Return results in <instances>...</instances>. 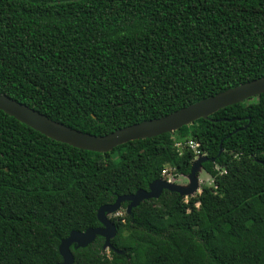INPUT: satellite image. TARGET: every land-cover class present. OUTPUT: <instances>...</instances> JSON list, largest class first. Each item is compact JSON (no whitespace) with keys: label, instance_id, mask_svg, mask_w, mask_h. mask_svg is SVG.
I'll return each mask as SVG.
<instances>
[{"label":"trees","instance_id":"trees-1","mask_svg":"<svg viewBox=\"0 0 264 264\" xmlns=\"http://www.w3.org/2000/svg\"><path fill=\"white\" fill-rule=\"evenodd\" d=\"M264 77V0H0V92L95 135L165 116ZM195 139L213 185L164 190L113 215L112 247L74 264H264V93L110 152L53 140L0 110V264H55L98 209L190 173ZM222 150V151H221ZM129 202H124L127 208Z\"/></svg>","mask_w":264,"mask_h":264},{"label":"water","instance_id":"water-1","mask_svg":"<svg viewBox=\"0 0 264 264\" xmlns=\"http://www.w3.org/2000/svg\"><path fill=\"white\" fill-rule=\"evenodd\" d=\"M262 93H264V77L229 88L165 116L125 126L104 135H95L69 127L1 92L0 110L53 140L83 150L106 153L134 140L175 132L200 118H210L222 108L238 104ZM209 160L215 161L214 158L203 154L195 158L190 173L184 175L189 179L188 185L178 184L170 178H159L151 182L148 189H139L135 193L120 195L115 202L100 206L98 219L101 225L85 231H71L68 237L61 240L59 251L62 261L55 264H74L75 258L71 247L73 245L76 248L87 247L98 235L105 238V249L112 247L111 240L116 236L117 228L110 215L120 210L124 202H129L127 213H130L132 208L137 207L141 202L159 198L164 190L176 192L182 196L201 193L198 172L203 168V163Z\"/></svg>","mask_w":264,"mask_h":264},{"label":"rangeland","instance_id":"rangeland-1","mask_svg":"<svg viewBox=\"0 0 264 264\" xmlns=\"http://www.w3.org/2000/svg\"><path fill=\"white\" fill-rule=\"evenodd\" d=\"M195 158H196V156H195ZM198 174H199V180H200V190H202V187L203 186L213 185V178H212V176L209 173H207L203 168H201L199 170ZM169 178L170 179H174L173 181H175L176 183L181 184V185H188L189 184L188 177L179 174L175 170L172 171V174L170 175ZM197 193H199V192H197ZM187 197L188 196H186V198ZM124 213H126V208L125 207H122L120 210H118L114 214H111L110 216H112V215L117 216V215H121V214H124Z\"/></svg>","mask_w":264,"mask_h":264},{"label":"built area","instance_id":"built-area-1","mask_svg":"<svg viewBox=\"0 0 264 264\" xmlns=\"http://www.w3.org/2000/svg\"><path fill=\"white\" fill-rule=\"evenodd\" d=\"M175 146L177 147L178 152L180 154L183 153V150H184L185 147H188V148L192 149L195 152L196 157L202 155L200 150H199L200 143L198 141H196L195 139H189V140H187L185 142L177 140L176 143H175ZM173 170H175V169L172 168L171 166L167 165L164 168L163 172H162L163 176H167L168 179H169V177L172 174Z\"/></svg>","mask_w":264,"mask_h":264},{"label":"flooded vegetation","instance_id":"flooded-vegetation-1","mask_svg":"<svg viewBox=\"0 0 264 264\" xmlns=\"http://www.w3.org/2000/svg\"><path fill=\"white\" fill-rule=\"evenodd\" d=\"M128 205H129V203L127 204V207H128ZM122 207H123V206H122ZM126 212H127V208H126ZM121 215H122V214H121ZM112 216H113V215H112ZM112 216H111V217H112Z\"/></svg>","mask_w":264,"mask_h":264}]
</instances>
